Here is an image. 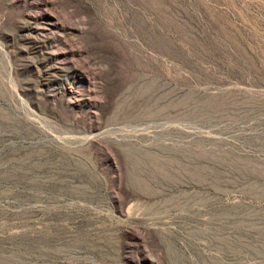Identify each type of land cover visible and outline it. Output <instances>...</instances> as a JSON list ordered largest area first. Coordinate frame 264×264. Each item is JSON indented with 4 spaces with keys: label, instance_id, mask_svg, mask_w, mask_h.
I'll return each instance as SVG.
<instances>
[{
    "label": "rangeland",
    "instance_id": "obj_1",
    "mask_svg": "<svg viewBox=\"0 0 264 264\" xmlns=\"http://www.w3.org/2000/svg\"><path fill=\"white\" fill-rule=\"evenodd\" d=\"M0 264H264V0H0Z\"/></svg>",
    "mask_w": 264,
    "mask_h": 264
}]
</instances>
